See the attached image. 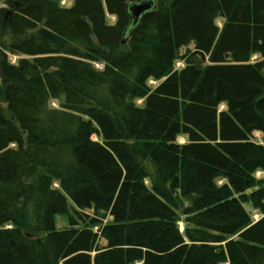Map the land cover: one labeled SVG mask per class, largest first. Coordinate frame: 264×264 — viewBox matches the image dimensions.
<instances>
[{"label":"trees","instance_id":"16d2710c","mask_svg":"<svg viewBox=\"0 0 264 264\" xmlns=\"http://www.w3.org/2000/svg\"><path fill=\"white\" fill-rule=\"evenodd\" d=\"M61 1L0 8V264H264V0Z\"/></svg>","mask_w":264,"mask_h":264},{"label":"rangeland","instance_id":"374dc122","mask_svg":"<svg viewBox=\"0 0 264 264\" xmlns=\"http://www.w3.org/2000/svg\"><path fill=\"white\" fill-rule=\"evenodd\" d=\"M5 1L6 0H0V8H6V6H5ZM71 4H72V0H62L61 1V6H63V7H70L71 6ZM113 21H114V19L113 18H108V23H113ZM221 25H222V21L221 20H217V26L218 27H221ZM3 42L4 41V37L1 39L0 38V42ZM189 49L192 51L193 50V46H190L189 47ZM2 52V48H1V45H0V53ZM185 52V49H182L181 50V54H183ZM8 57V60H9V62L11 63V64H15L16 63V61H17V57H14V56H7ZM253 60L255 59V57H253L252 58ZM93 66H94V68H96V69H98V70H101L102 69V66L100 65V64H93ZM182 62L181 61H177V62H175V65H174V69L175 70H178V69H180V68H182ZM157 83H155L154 81H149L148 82V85H150V86H155ZM141 104V101H139V102H137V105H140ZM0 106H2V105H0ZM50 107H52V108H57L58 107V102H51L50 103ZM255 138H256V141H258L259 140V138H260V136L258 135V134H255ZM178 142L180 143V144H183L184 142H185V139L184 138H178ZM255 179L256 180H263L264 179V174L263 173H261V172H257L256 174H255ZM223 183H225V181L224 180H218L217 181V185L218 186H220V185H222ZM184 205L185 206H188L189 205V201L188 200H186L185 202H184ZM243 208L245 209V211L248 213V215L250 216V219H251V221L252 222H256L257 220H259L260 219V217L262 216V214L260 213V211L259 210H257V209H253L249 204H243ZM56 226H57V228H63V227H66V226H68V221H67V217L66 216H57L56 217ZM179 227H183L184 228V224H183V222L182 221H180L179 223H178V228ZM101 245H104V242H101Z\"/></svg>","mask_w":264,"mask_h":264},{"label":"water","instance_id":"95a60500","mask_svg":"<svg viewBox=\"0 0 264 264\" xmlns=\"http://www.w3.org/2000/svg\"><path fill=\"white\" fill-rule=\"evenodd\" d=\"M152 7H153V3L152 2L148 3L146 1L133 4L129 8L133 20V24L135 25L140 18H142L146 13H148L151 10Z\"/></svg>","mask_w":264,"mask_h":264},{"label":"built area","instance_id":"2783aa9c","mask_svg":"<svg viewBox=\"0 0 264 264\" xmlns=\"http://www.w3.org/2000/svg\"><path fill=\"white\" fill-rule=\"evenodd\" d=\"M179 232L182 233L183 232V227H179Z\"/></svg>","mask_w":264,"mask_h":264}]
</instances>
